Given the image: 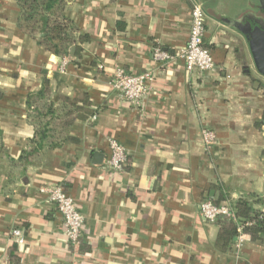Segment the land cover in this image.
Here are the masks:
<instances>
[{
	"label": "crops",
	"instance_id": "obj_1",
	"mask_svg": "<svg viewBox=\"0 0 264 264\" xmlns=\"http://www.w3.org/2000/svg\"><path fill=\"white\" fill-rule=\"evenodd\" d=\"M200 1L204 42L215 62L205 73L187 72L181 59L166 66L152 59L157 47L176 52L186 46L189 0H72L65 16L90 40L81 57L63 59L20 29L16 0H0L6 154L18 160L34 137L27 99L41 89L44 70L58 113L68 107L60 98L78 92L88 95L95 113L74 121L70 140L31 157L26 170L0 154V264H264V244L249 236L239 255L234 245L218 251V225L199 211L202 201L223 194L230 202L264 194V78L245 38L222 22L242 18L259 2ZM117 67L154 74L144 104L132 106L111 88ZM203 129L217 136L209 151ZM111 139L128 152L122 173L107 163ZM57 185L84 217L78 246L69 244L63 216L40 191ZM16 228L24 245L11 240Z\"/></svg>",
	"mask_w": 264,
	"mask_h": 264
},
{
	"label": "trees",
	"instance_id": "obj_2",
	"mask_svg": "<svg viewBox=\"0 0 264 264\" xmlns=\"http://www.w3.org/2000/svg\"><path fill=\"white\" fill-rule=\"evenodd\" d=\"M72 0H16L21 16L19 27L22 31L39 40L44 49L53 56L63 59L67 55L79 58L83 45L90 40L89 35L78 33L74 23L65 16L68 3ZM41 89L28 97V118L35 129L34 137L18 160L6 154L0 142V154L6 156L7 163L13 167L18 164L27 169L31 157L44 150L55 149L70 140L67 134L70 126L76 120H84L95 113L90 109L89 97L86 93L78 92L75 97L60 98L68 104L61 112L55 109L52 99L50 79L47 70L42 72ZM264 124V113L260 125ZM224 195V194H223ZM212 200L215 205L225 202V196ZM237 220L220 217L215 222L218 225V237L215 247L220 252H227L235 245L239 233L249 236L252 241L264 244V194L251 198H240L231 202ZM14 246L10 250V261L15 259Z\"/></svg>",
	"mask_w": 264,
	"mask_h": 264
},
{
	"label": "built area",
	"instance_id": "obj_3",
	"mask_svg": "<svg viewBox=\"0 0 264 264\" xmlns=\"http://www.w3.org/2000/svg\"><path fill=\"white\" fill-rule=\"evenodd\" d=\"M190 2V36L186 46L176 52H170L160 47L155 48L152 54L153 61L159 66H166L177 59L184 61L186 70L189 73L194 71L207 72L215 66L211 50L205 46L204 37L206 31V14L202 6L196 0ZM64 65L62 66V69ZM156 82L152 72L142 74H132L122 67H117L112 74L110 86L116 91L122 100L132 106L144 104L151 94ZM202 139L206 149L209 151L217 142L214 131L202 130ZM111 156L108 166L113 171L124 172L128 165V152L116 139L110 140ZM47 193L49 201L54 204L57 211L64 219V233L70 245L78 246L82 239L84 228V217L81 214L73 198L67 193L62 185L53 188L44 187L40 190ZM201 216L209 222L215 223L220 217H228L237 220L230 201H225L221 205H215L212 200L202 201L199 205ZM239 237L234 245L236 255H239L243 246L244 234L242 227L238 228ZM11 240L17 245H24L26 237L21 229H14L10 233Z\"/></svg>",
	"mask_w": 264,
	"mask_h": 264
},
{
	"label": "water",
	"instance_id": "obj_4",
	"mask_svg": "<svg viewBox=\"0 0 264 264\" xmlns=\"http://www.w3.org/2000/svg\"><path fill=\"white\" fill-rule=\"evenodd\" d=\"M197 2L206 12L203 2L200 0ZM259 11H264V0H259V4L255 5L253 11L245 14L242 18L236 20L222 18V22L245 38L255 68L258 74L264 78V18L260 17ZM255 84L260 85L258 82Z\"/></svg>",
	"mask_w": 264,
	"mask_h": 264
},
{
	"label": "flooded vegetation",
	"instance_id": "obj_5",
	"mask_svg": "<svg viewBox=\"0 0 264 264\" xmlns=\"http://www.w3.org/2000/svg\"><path fill=\"white\" fill-rule=\"evenodd\" d=\"M258 2H259V0H258ZM259 15H260V17L264 18V11H259Z\"/></svg>",
	"mask_w": 264,
	"mask_h": 264
},
{
	"label": "rangeland",
	"instance_id": "obj_6",
	"mask_svg": "<svg viewBox=\"0 0 264 264\" xmlns=\"http://www.w3.org/2000/svg\"><path fill=\"white\" fill-rule=\"evenodd\" d=\"M263 80V79H262Z\"/></svg>",
	"mask_w": 264,
	"mask_h": 264
}]
</instances>
